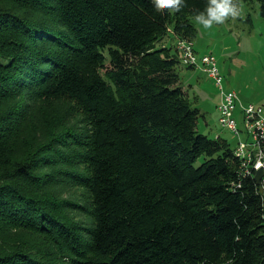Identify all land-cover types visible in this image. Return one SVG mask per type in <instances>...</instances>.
<instances>
[{"label":"trees","instance_id":"obj_1","mask_svg":"<svg viewBox=\"0 0 264 264\" xmlns=\"http://www.w3.org/2000/svg\"><path fill=\"white\" fill-rule=\"evenodd\" d=\"M188 4L172 25L153 0H0V264H264L263 191L157 47L196 38Z\"/></svg>","mask_w":264,"mask_h":264},{"label":"rangeland","instance_id":"obj_2","mask_svg":"<svg viewBox=\"0 0 264 264\" xmlns=\"http://www.w3.org/2000/svg\"><path fill=\"white\" fill-rule=\"evenodd\" d=\"M192 1L194 0H185L179 11L169 9L172 25L176 17L187 15L186 11L190 10L188 3ZM195 1L197 7L201 5H204L203 8L207 7L205 4H208V0ZM203 1L206 3L204 4ZM235 2L240 7V15L228 17L224 23L213 24L211 28H204L196 23L194 18L190 19L197 30L194 47L201 55L211 53L215 57L220 73L223 78L225 76V87L234 90L243 104L264 105V16L260 14L262 2L261 0H235ZM193 9H196L195 6ZM176 44V40L173 41L167 36L157 42V47L168 46L176 49ZM175 71L179 77L178 83L187 93L188 99L203 114L198 120L199 132L210 138L219 137L221 140H226L233 149L237 140L229 131L221 128L218 122L217 106L220 95L213 81L200 70L185 67L181 63L177 65ZM71 116L72 111L70 119ZM234 116L238 128H241L239 112L236 111ZM76 121H79L80 129L85 127L82 112L76 115ZM74 170L77 175L85 174L83 167ZM60 196L82 206L69 210L67 213L69 218L83 227L93 223L90 198L86 188L66 182L61 188Z\"/></svg>","mask_w":264,"mask_h":264},{"label":"built area","instance_id":"obj_3","mask_svg":"<svg viewBox=\"0 0 264 264\" xmlns=\"http://www.w3.org/2000/svg\"><path fill=\"white\" fill-rule=\"evenodd\" d=\"M176 41L180 63L204 72L219 91L218 122L237 140L233 153L239 161V177L254 178L256 171L262 170L259 186L264 195V105L240 104L237 93L225 87L224 78L211 53L201 55L195 50L192 41ZM236 111L239 112L241 128H238L234 116ZM262 200L264 203V197Z\"/></svg>","mask_w":264,"mask_h":264},{"label":"clouds","instance_id":"obj_4","mask_svg":"<svg viewBox=\"0 0 264 264\" xmlns=\"http://www.w3.org/2000/svg\"><path fill=\"white\" fill-rule=\"evenodd\" d=\"M185 0H153L158 9H172L179 11ZM240 7L235 0H208L204 11L195 14L194 20L204 28H211L213 24L224 23L228 17H237L240 15Z\"/></svg>","mask_w":264,"mask_h":264},{"label":"water","instance_id":"obj_5","mask_svg":"<svg viewBox=\"0 0 264 264\" xmlns=\"http://www.w3.org/2000/svg\"><path fill=\"white\" fill-rule=\"evenodd\" d=\"M262 176V170H257L256 174L254 176V180L256 181V183L259 185L260 183V178Z\"/></svg>","mask_w":264,"mask_h":264},{"label":"crops","instance_id":"obj_6","mask_svg":"<svg viewBox=\"0 0 264 264\" xmlns=\"http://www.w3.org/2000/svg\"><path fill=\"white\" fill-rule=\"evenodd\" d=\"M250 23H251V21H250ZM193 42H194V40H193ZM196 70V69H195ZM202 72V71H201ZM204 73V72H203ZM208 77V76H207ZM224 78H225V76H224ZM238 95V94H237ZM238 99H239V103L240 104H242L243 105V102L240 100V98L238 97ZM263 104V103H262ZM205 125L206 126H208V123L207 122H205Z\"/></svg>","mask_w":264,"mask_h":264}]
</instances>
